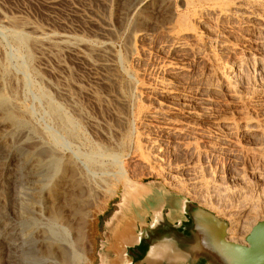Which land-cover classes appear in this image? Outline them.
<instances>
[{
  "label": "rangeland",
  "instance_id": "374dc122",
  "mask_svg": "<svg viewBox=\"0 0 264 264\" xmlns=\"http://www.w3.org/2000/svg\"><path fill=\"white\" fill-rule=\"evenodd\" d=\"M161 1L163 0H0V91L5 94L3 99L0 98V109L6 110L12 119L20 117L24 119L15 137L20 134L25 136L24 145L35 143L45 146H51L54 138H58L67 151H77L83 161L97 159L108 164L113 162L116 156L122 159L125 166L126 179L119 177L118 180L121 178V181L118 184L113 180H110L109 184L104 182L105 187L102 186V190L92 193L93 205L89 209L85 224L83 223L85 241L84 244H79L84 250L83 253L73 243L75 236L73 231H76L79 219L74 218L76 224L73 222L64 228L69 233L68 248L74 255L73 262L66 264H95L98 261L104 236L102 227L114 210V203L122 198L124 201L127 189L139 187L140 191H145V185L160 183L196 203L203 201H208L207 204L212 203L215 207L212 206L215 209L214 213H219L216 207L225 209L244 204V198L242 199L237 191L240 187L225 177L227 174L220 172L222 170L217 169L215 161H200L197 166L190 167L192 165H188L190 162L188 154H182L181 150L179 152L177 148L175 149L173 142L170 146L168 144L164 146L162 150L155 148L149 150L146 139L139 134L136 136L145 128L146 133L150 131L148 135L152 138L163 136L165 122L161 124L163 128L156 127L154 118L149 117L144 124L147 126L142 125L143 113L153 109L167 118L176 116L183 123L197 122L200 128L211 131L221 115L237 121L245 116L257 119L258 115L260 117L262 114L264 117V93L258 87L256 92L249 83L244 87H238L239 92L238 88H235L236 92L233 90L232 93L235 94L231 93L232 95L226 91L211 92L213 109L211 107L210 109L212 113L213 110L216 112L213 114L217 119L215 121L207 116L194 121L181 113L184 109L198 110L201 102L199 96L185 98L177 93L180 95L172 98L159 89L149 95L144 93V87L147 85L157 88L152 81L154 76L164 75L166 80L170 79L174 86L179 87L183 83L186 84V81L192 83L209 77L214 68L211 59L205 54L201 55L202 50L201 54L196 53L197 47L171 50L160 46V43L169 39L162 24L168 25L172 22L169 21L170 13H175L176 16L180 14L182 18L187 16L185 20L188 19L190 26L195 23L198 33L216 39L212 26L206 29L198 24V21L193 20L191 16L193 11L189 10L185 0H176L170 11L162 9L149 13V9ZM198 4H202L204 8L210 5L204 1ZM189 18H192V21ZM172 23L174 25L170 24V31H178L179 23L177 21L176 24ZM175 26L176 28H173ZM244 26L246 27L247 23H244ZM143 27L149 32L146 38L137 36ZM191 33L193 32L186 34V38L193 44L196 39ZM255 35V32L249 30L243 35L238 33L236 36L232 35L234 37L231 36L228 41L233 46L231 49L217 42L214 45L218 51L220 49L219 52L224 59L233 61L240 56L245 58L248 54L252 55V52H259L255 41L250 40ZM169 62L184 68L178 75L167 69L163 70L167 63L170 65ZM158 64L162 68L159 69ZM159 101L162 103L161 108L158 107ZM168 105L171 107L175 105L177 111L166 109ZM59 110L76 123L77 138L74 136L75 138L71 140L72 128L59 117ZM176 124L182 127L180 122ZM6 131L7 129L1 127L0 135L4 136ZM66 134L70 136L67 137ZM197 135L200 138L195 135V138L198 137L195 139L196 143L201 146L206 139L200 134ZM6 140L8 146L10 141ZM235 140L242 145L245 143L247 149L249 148L250 153L245 149L246 152H241L239 165L245 171L250 187L253 186V192L257 193L256 185L264 183L262 180L264 176L259 177L258 174L264 175V143L260 147L239 135ZM93 145L106 151L93 154L91 152ZM252 145L261 149L259 154L255 152L258 149L254 150ZM223 159L221 160H226ZM3 171L4 164L0 163V189L2 188L0 207L3 212L5 209L6 213L3 214L7 215L11 194L2 184ZM140 191L138 193H141ZM137 195L129 200L136 199ZM12 214L10 211L11 218ZM219 214L230 223L228 217ZM247 217L246 230L250 232L254 223L264 219V210L259 209ZM54 258L46 260L44 264H62L58 257Z\"/></svg>",
  "mask_w": 264,
  "mask_h": 264
},
{
  "label": "bare ground",
  "instance_id": "6f19581e",
  "mask_svg": "<svg viewBox=\"0 0 264 264\" xmlns=\"http://www.w3.org/2000/svg\"><path fill=\"white\" fill-rule=\"evenodd\" d=\"M203 1L210 5H208L207 8H204L202 7V4H198ZM174 2H176V0H163L159 3L157 2L153 6L151 5L152 7L149 9V13L162 11V9H168L170 11ZM185 2L189 10L193 11L191 16L195 22L198 21V24L200 23L206 29L211 26L214 28L216 39L208 35L202 36V33H198L194 26V21V24H192L193 26L191 25L193 28H191L190 22L188 23L187 21L188 19L185 20L187 16L182 18L180 14H177L176 16L175 13H170L169 21L174 23L177 21L179 23L178 27L180 28L178 31L175 30V32H173L170 31V24L172 25V22L168 23L169 27L167 24H162L163 29L168 33L169 39L163 41L160 43L161 45H159L162 47H168L171 50L174 48L183 50L190 46L194 48L197 47L198 49H196V53L201 54L200 50H202L204 53L202 52L201 55L205 54L211 59L214 66L213 72L209 77L207 76L201 80L199 79L197 82H195V80L192 83L186 81V84L183 83L179 87L174 86V84L169 81L170 79L166 80L164 75L162 77L156 74L157 76L152 78L154 83H151L155 84L157 88L147 85L144 87V93L149 95L154 93L156 89H159L160 91L165 92V94L171 95L170 97L172 98H176L180 94L185 98L199 96L201 102L198 110L194 111L193 109L192 111L191 109L187 110L183 108L184 110H182L183 112L181 111V113L194 119V121H197L200 117L206 116L215 121L217 119L213 114L216 112L213 110L212 113L210 109V107L212 108L213 102L211 92L223 91V93L229 92L231 94L235 88L244 87L249 83L253 90L258 92V89L256 90L258 87L264 93V2L260 0H185ZM143 11L146 10L143 9ZM244 23H247V28L244 26ZM160 27L161 30H163L162 26ZM173 28H176V26ZM248 30L256 33V35L251 37L250 40L255 41L259 52H252V55L248 54L245 58H241L240 56L237 60L233 61L224 59L219 52L220 49L218 51L214 44L217 42L220 43L219 45L231 49L233 46L228 43L230 37L234 34L236 36L237 33L238 35H243L248 33ZM203 31L206 33L205 30ZM207 31L209 32V30ZM190 32H193L191 33V36H194L196 39V42L194 41L195 44L190 43L188 38H186V34ZM137 36L142 38L149 36L147 28H141ZM217 40H219V42ZM222 51L223 50H221V53ZM166 66L165 68H162L159 65V69H167L175 75H178V73L184 68L181 65H168V63ZM239 88L237 91L240 90ZM235 90L233 92H236ZM4 95V92L0 91L1 99H3L2 97H4ZM158 103V107H162V103L160 101ZM165 108L170 109V111H177L176 109H178L175 105L174 107L173 105L172 107L168 105ZM143 114L144 121H141L142 125L147 123L146 121H148L147 118L149 117L154 118L153 120L155 121V125H157L156 127L159 126L160 128H163L161 127V124H163V122L166 123V126L162 129L164 137H150L148 135L150 131L148 130L149 132L146 133V128L144 130L145 125L143 126L144 131H140V133L136 134V136L139 134L140 137L146 139V142L148 143L147 146L150 147L149 150L151 148L162 150L164 146L167 144L170 146V143L173 142L175 149L177 148L179 152L181 150L182 154H188L187 156L190 158V160L188 159L190 161L188 165H192L190 167L197 166L200 161H215L218 165L217 169H219V171L222 170L220 172L227 174L225 177L229 178V180L235 182L237 186L240 187L237 191H239L238 193L241 195L242 199L244 198V201L242 200L244 204L242 203L241 206H235L236 203L234 205L235 207H227L225 209H219L216 207V209L219 210V213L222 215L224 214V216L229 219L230 225L227 229V241L248 245L246 237L259 221L256 222V224L254 223L250 232H247L246 218H248L247 216L249 214L258 212L259 209L264 210V183H260V185L257 183L258 186L256 185L255 188L257 193L253 192V186L252 188L250 187L249 181L244 173L245 171H243L239 165L241 152L245 150L249 152V148L247 149L245 143V145L239 144L235 139L239 135L242 139L244 138L248 141H253V144L262 147V144L264 143V117H262V114L260 113L261 115L260 117L258 115L257 119L254 117L255 120L253 117L248 118L245 116L241 117L242 119L238 121L233 118L222 117L221 115V118H218V120L215 121L216 126L213 131L200 128L197 122L195 123L186 120L188 122L183 123V121L176 116L167 118L166 116H162L159 111L155 109ZM58 115L65 124L67 123V126L70 125V128H72L71 136L69 134H66V136H73L71 140L75 138L74 136L77 138L75 130L77 125H75L76 123L74 120L70 118V116L63 114L60 110L58 111ZM23 120L24 119L21 117L12 119L8 116L6 110L0 109V128L3 127L7 129L4 136L0 135V163L4 164L3 183H1L9 189L11 194V204L9 209H7L9 211L7 215L3 214L5 209L3 212L0 207V264H44L46 260L54 257H58L62 264L68 262L72 263V257L74 255L68 248L69 233L64 228L70 226V223H75L76 220H74V218L79 219V222L76 225V231H73L75 233L73 243L78 246L79 250L83 253L84 250L79 247V244L85 241L83 223L85 224L89 209L93 205L92 200L94 199V195H92V193L94 191L98 192L102 190L104 182L108 183L110 180H113L118 184L121 181V178L118 180L119 177L126 179L125 166L121 161L122 159L120 160L119 157L116 156L113 159L114 161L108 164L97 159L83 161L77 151H67L64 144L58 138H54V141H52L54 143L51 145L52 147L40 144L37 145L35 143L34 145H24L23 142L25 136L20 134L18 137H15L19 127L24 123ZM177 122H180L182 127H178L176 124ZM197 134H200L206 139L201 146L196 143L197 140L195 139H198L199 137ZM167 135L171 136V138ZM195 135L198 137L195 138ZM6 139L10 141L8 146L5 142ZM244 141L245 140H243V142ZM137 146L139 145L137 144ZM252 146L254 150L258 149V151L255 152H258L259 154L261 149L254 148V145ZM91 150L93 154H98V152L102 150V153L106 151L99 147L96 148L94 145ZM221 159L226 162L224 163ZM188 165L185 166L188 167ZM257 171L259 170L257 169ZM216 172L218 171L216 170ZM258 174L259 177L264 176L262 173ZM139 191V187H135L133 190L127 189V193L124 195L125 202L123 204L125 205L129 198L138 194ZM1 192L2 191H0V193ZM254 193L257 194V198ZM207 202L208 201H203L198 204L215 212L214 205H212V203L207 204ZM212 206L214 208H212ZM10 211L13 213V218L10 217ZM219 213L216 212L215 214L220 217ZM260 221H264V219ZM5 253H7V255Z\"/></svg>",
  "mask_w": 264,
  "mask_h": 264
},
{
  "label": "water",
  "instance_id": "95a60500",
  "mask_svg": "<svg viewBox=\"0 0 264 264\" xmlns=\"http://www.w3.org/2000/svg\"><path fill=\"white\" fill-rule=\"evenodd\" d=\"M179 198L176 217L170 218L162 198L147 217L131 221L124 212L122 220L129 221L124 224L133 233L123 236L116 264H142L164 255L184 257L187 264H264V221L252 228L248 245L233 243L227 241L225 219L183 195Z\"/></svg>",
  "mask_w": 264,
  "mask_h": 264
},
{
  "label": "crops",
  "instance_id": "0c3cea01",
  "mask_svg": "<svg viewBox=\"0 0 264 264\" xmlns=\"http://www.w3.org/2000/svg\"><path fill=\"white\" fill-rule=\"evenodd\" d=\"M145 186V191H140L141 193H138L136 197L138 199H130L126 205L123 204V198L117 203H114V210L111 212L110 217L106 220L104 226L102 227V231L104 233L102 248L99 259L95 264L117 263L118 259L116 256V249L121 246L123 236L126 237L127 234L129 235L132 232V229L128 228L127 224H124L129 223V221L124 222L122 220L125 211L129 212V218L131 221H134L135 219L143 216L147 217L153 211V209L157 207L158 201L162 198L165 202V205L167 206L166 211L168 212L170 218L179 215L178 210L179 205H181V200L179 198L181 196L180 194L166 188V186L161 185L160 183H149ZM132 246H134V244ZM132 249L131 250L134 251L135 248ZM142 264L187 263L185 262L184 257L170 258L164 255L156 260L151 259L143 261Z\"/></svg>",
  "mask_w": 264,
  "mask_h": 264
}]
</instances>
